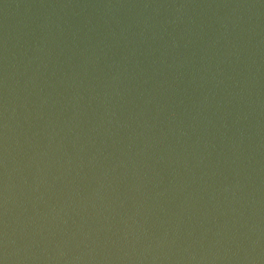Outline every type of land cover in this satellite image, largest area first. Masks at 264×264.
I'll list each match as a JSON object with an SVG mask.
<instances>
[{"label": "water", "instance_id": "1", "mask_svg": "<svg viewBox=\"0 0 264 264\" xmlns=\"http://www.w3.org/2000/svg\"><path fill=\"white\" fill-rule=\"evenodd\" d=\"M264 31V0H0V209L162 83Z\"/></svg>", "mask_w": 264, "mask_h": 264}]
</instances>
